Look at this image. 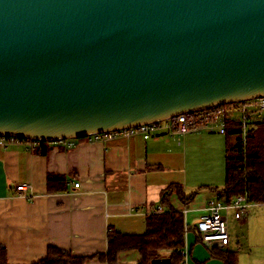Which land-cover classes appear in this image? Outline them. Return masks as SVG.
I'll list each match as a JSON object with an SVG mask.
<instances>
[{"label": "water", "instance_id": "water-1", "mask_svg": "<svg viewBox=\"0 0 264 264\" xmlns=\"http://www.w3.org/2000/svg\"><path fill=\"white\" fill-rule=\"evenodd\" d=\"M255 98L264 0H0V137L56 143Z\"/></svg>", "mask_w": 264, "mask_h": 264}, {"label": "crops", "instance_id": "crops-1", "mask_svg": "<svg viewBox=\"0 0 264 264\" xmlns=\"http://www.w3.org/2000/svg\"><path fill=\"white\" fill-rule=\"evenodd\" d=\"M225 142L224 134L203 130L148 140L140 134L74 139L43 149L0 145V246L9 264L37 262L48 247L88 258L84 264H107L94 256L106 252L108 228L144 233L148 210L172 184L180 185L186 198L192 195L187 204L175 194L169 199L187 227L184 264H223L211 256L212 247L235 253L237 264H264L262 204H252L239 219L233 210L224 213L225 247L207 246L197 233L208 203L219 199L225 182ZM49 177L60 182L48 185ZM19 184L31 186L30 197L17 192ZM140 261L130 250L121 252L116 264Z\"/></svg>", "mask_w": 264, "mask_h": 264}, {"label": "trees", "instance_id": "trees-1", "mask_svg": "<svg viewBox=\"0 0 264 264\" xmlns=\"http://www.w3.org/2000/svg\"><path fill=\"white\" fill-rule=\"evenodd\" d=\"M224 136L225 182L219 190L218 200L229 204L237 196L246 194L250 203L264 205V112L248 120L245 136L242 135L239 119L237 117L228 119ZM87 138L89 137L77 140ZM47 144L49 143L39 142L38 145L43 149ZM57 181L60 182L59 178L49 177L48 185ZM173 194L183 204L192 199V195L185 197L180 185H170L162 193L158 204L163 212L146 216L144 233L126 235L109 227L107 250L94 257L107 264H116L121 252L134 250L140 255L139 264H151L152 260L162 258H169L170 264H184L182 251L187 227L182 213L169 204ZM153 209L155 210L156 206ZM210 254L223 264H237L236 254L228 250L212 247ZM87 259L74 257L70 252L55 247H48L45 256L32 264H84ZM0 264H9L6 250L1 246Z\"/></svg>", "mask_w": 264, "mask_h": 264}, {"label": "built area", "instance_id": "built-area-1", "mask_svg": "<svg viewBox=\"0 0 264 264\" xmlns=\"http://www.w3.org/2000/svg\"><path fill=\"white\" fill-rule=\"evenodd\" d=\"M262 112H264V98H255L239 103L217 105L205 111L186 113L165 121L145 124L116 132L97 134L89 138L105 140L120 134L126 136L140 134L144 140H148L158 134L174 136L203 130L209 133L224 134L226 121L233 117L239 119L242 135L245 136L248 120L254 115L262 114ZM21 144L25 145L28 149H32L39 144V141H30L14 137H0L1 146ZM78 187L79 184L75 183L74 188ZM16 190L23 197L27 198L31 196V192L28 193L31 191L29 184H19ZM251 205L252 203L249 202L246 194L237 196L229 204L221 200H211L207 205L206 214L201 217L197 225V233L200 241L207 246L219 245L220 247H225L228 244V228L224 213L233 210L235 212V218L239 219ZM162 212L163 210L160 206H157L155 210H148V214ZM182 254L185 255L184 248Z\"/></svg>", "mask_w": 264, "mask_h": 264}]
</instances>
